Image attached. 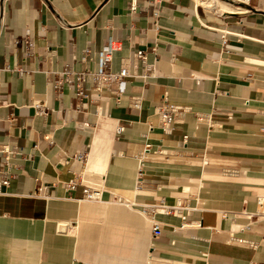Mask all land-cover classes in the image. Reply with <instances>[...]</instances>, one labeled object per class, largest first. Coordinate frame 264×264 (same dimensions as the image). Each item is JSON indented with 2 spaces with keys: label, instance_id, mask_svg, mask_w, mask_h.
Here are the masks:
<instances>
[{
  "label": "crops",
  "instance_id": "obj_1",
  "mask_svg": "<svg viewBox=\"0 0 264 264\" xmlns=\"http://www.w3.org/2000/svg\"><path fill=\"white\" fill-rule=\"evenodd\" d=\"M241 7L0 0V145L14 174L0 188V264H264V0ZM111 40V70L130 69L123 93L91 77L86 97L55 92L66 63L96 71ZM164 96L192 109L170 134ZM6 169L0 152V181ZM162 199L176 211L156 213L155 237L142 208Z\"/></svg>",
  "mask_w": 264,
  "mask_h": 264
},
{
  "label": "built area",
  "instance_id": "obj_2",
  "mask_svg": "<svg viewBox=\"0 0 264 264\" xmlns=\"http://www.w3.org/2000/svg\"><path fill=\"white\" fill-rule=\"evenodd\" d=\"M238 6H243L248 4L250 0H230ZM135 5H131V10L135 9ZM27 42V41H26ZM28 47L32 48L33 43L29 42ZM120 46L117 42L111 40L106 46L98 53V69L92 71L90 69L77 70L73 69L69 63H66L63 70L58 73V78L54 82V89L56 93H62L65 85H71L74 89L77 97H86L88 94L85 90V83L88 77H91L94 88L96 90H110L113 84H117L119 93H123L126 89L125 78L130 75V69L128 66H124L120 71L114 72L110 68V64L113 59V53ZM89 50H85L79 57V60L84 63L89 58ZM91 58V57H90ZM92 59V58H91ZM133 106L136 108L141 107V100L139 98L134 99ZM192 111L191 107L188 105L175 104L168 100L167 96H164L163 101L157 106L156 112L159 118V125L165 133H172L174 130L173 125L178 121H181L187 113ZM44 112V111H41ZM197 117L200 121L205 119L203 113H197ZM124 130L123 126H118L116 132L121 133ZM0 152L4 154L5 163L7 169L1 171L3 178L0 181V188L2 186L8 185L10 178L14 175L12 172V164L10 162V155L13 153L7 145H0ZM76 159L80 161H86L88 155L87 153H78L75 155ZM71 187H75V183H71ZM47 187H40L38 190L39 194H45ZM86 197L89 200L97 201L101 198L100 188H87L85 190ZM159 211L168 212L176 211L175 207H169L164 205L163 199L158 204L145 205L142 208V213L149 217L152 222V232L153 236L157 237L161 235L163 227L161 223L156 219V213Z\"/></svg>",
  "mask_w": 264,
  "mask_h": 264
},
{
  "label": "bare ground",
  "instance_id": "obj_3",
  "mask_svg": "<svg viewBox=\"0 0 264 264\" xmlns=\"http://www.w3.org/2000/svg\"><path fill=\"white\" fill-rule=\"evenodd\" d=\"M202 5L204 4L205 6L209 8H215L217 7L220 10H242L244 9L243 7L240 6H235L233 3H231L228 0H199ZM179 200V199H178Z\"/></svg>",
  "mask_w": 264,
  "mask_h": 264
},
{
  "label": "water",
  "instance_id": "obj_4",
  "mask_svg": "<svg viewBox=\"0 0 264 264\" xmlns=\"http://www.w3.org/2000/svg\"><path fill=\"white\" fill-rule=\"evenodd\" d=\"M59 230L62 231V232H66L67 231V225L64 224V223H61L59 225Z\"/></svg>",
  "mask_w": 264,
  "mask_h": 264
},
{
  "label": "rangeland",
  "instance_id": "obj_5",
  "mask_svg": "<svg viewBox=\"0 0 264 264\" xmlns=\"http://www.w3.org/2000/svg\"><path fill=\"white\" fill-rule=\"evenodd\" d=\"M234 4V3H233ZM237 5V4H236Z\"/></svg>",
  "mask_w": 264,
  "mask_h": 264
}]
</instances>
